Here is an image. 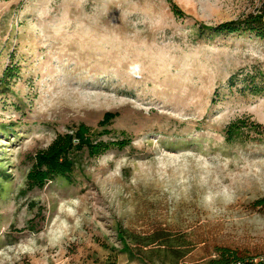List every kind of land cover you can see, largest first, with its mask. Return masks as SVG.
<instances>
[{"label":"rangeland","instance_id":"374dc122","mask_svg":"<svg viewBox=\"0 0 264 264\" xmlns=\"http://www.w3.org/2000/svg\"><path fill=\"white\" fill-rule=\"evenodd\" d=\"M263 2L0 0V264L264 258V134L225 138L234 120L264 124V91L242 81L264 85V40L198 27ZM107 112L104 139L126 147L80 156L72 183L28 188L37 150ZM118 226L158 241L131 257Z\"/></svg>","mask_w":264,"mask_h":264},{"label":"trees","instance_id":"16d2710c","mask_svg":"<svg viewBox=\"0 0 264 264\" xmlns=\"http://www.w3.org/2000/svg\"><path fill=\"white\" fill-rule=\"evenodd\" d=\"M173 11L176 15H184L181 8L172 3ZM201 34L210 31L213 34L249 32L264 40V2L254 12H250L235 20L221 22L217 25L200 23L198 25ZM261 73V72H259ZM238 74L230 77V85H234ZM243 91L257 94L264 91V85L259 84L255 75H247L243 78ZM117 114L107 112L103 119L99 121L98 127H93L86 122H80L70 126V129L63 133H58L53 141L45 148L37 150L32 156L33 165L27 174L28 188L43 187L48 182L57 177H66L72 183V173L75 171L80 156L96 157L113 146L126 147L130 143V138L120 140H107V136L114 132L110 128ZM255 131L259 135L264 134V124L256 120L246 121L237 119L230 122L225 128V138L232 142L244 134V130ZM125 132H123L124 134ZM0 176L8 175L0 170ZM258 205H264V197L257 200ZM118 235L123 242V250L131 257L135 256L132 245H138L142 249L158 241L155 235L134 236L122 226H118ZM162 239V237H159ZM166 246V243H161ZM219 257L212 258L207 264H230L238 260L246 261V264H264V258L250 259L229 254L228 248H219ZM182 255H180L181 257Z\"/></svg>","mask_w":264,"mask_h":264},{"label":"built area","instance_id":"2783aa9c","mask_svg":"<svg viewBox=\"0 0 264 264\" xmlns=\"http://www.w3.org/2000/svg\"><path fill=\"white\" fill-rule=\"evenodd\" d=\"M230 264H246V261H244V260H238V261L232 262Z\"/></svg>","mask_w":264,"mask_h":264}]
</instances>
